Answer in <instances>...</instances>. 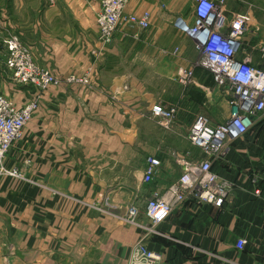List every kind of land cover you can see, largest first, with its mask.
<instances>
[{"label": "crops", "instance_id": "crops-1", "mask_svg": "<svg viewBox=\"0 0 264 264\" xmlns=\"http://www.w3.org/2000/svg\"><path fill=\"white\" fill-rule=\"evenodd\" d=\"M251 2L224 0V14L253 18ZM100 3L0 2L1 37L18 34L35 60L59 77L90 80L45 90L0 81V93L17 106L38 103L5 159L21 176H0V264H126L144 230L120 216L134 203L138 221L148 224L147 200L179 177L177 159L201 157L188 140L196 117L217 123L216 100L205 84L212 78L197 74L189 87L178 82L195 49L175 21L191 23L192 6L130 0L125 14L149 11L150 27L120 22L104 46L96 29ZM254 20L246 36L259 41L247 43L248 56L264 67L258 50L264 23ZM155 104L176 108L169 127L152 114ZM149 156L160 165L145 183ZM212 170L231 183L223 204L189 197L146 238L148 248L165 264H264V130H250L231 144Z\"/></svg>", "mask_w": 264, "mask_h": 264}, {"label": "built area", "instance_id": "built-area-1", "mask_svg": "<svg viewBox=\"0 0 264 264\" xmlns=\"http://www.w3.org/2000/svg\"><path fill=\"white\" fill-rule=\"evenodd\" d=\"M129 1L101 0L96 29L102 45L111 44L120 22L140 29L150 27L149 11L125 14ZM223 5L224 0H193L192 22L179 19L175 25L201 51L203 64L212 73L214 82L219 86H229L228 117L224 122L213 124L204 115L196 117L188 140L199 149L201 157L193 162L177 159L182 167L179 177L162 194L154 193L147 200L145 217L148 224L138 221L139 210L134 203L120 216L126 224L144 230V234L131 245L126 264H165L159 253L148 248L146 238L158 234L157 226L189 197L216 206L223 204L231 190V183L214 173L212 166L217 160L226 157L231 144L244 137L264 111V67L253 64L248 56L247 42L244 41L252 23L251 15L249 12H235L228 18ZM2 42L7 53L6 69L10 79L17 85H32L45 90L62 82H90L87 75L59 77L48 67L40 65L30 46L16 33L7 35ZM258 50L264 59V43L258 45ZM193 80L191 71H179L178 82L181 85L185 86ZM37 106L36 100L17 106L0 93V176H21L20 171L6 167L5 159L12 144L22 136ZM151 111L164 127H169L176 108L155 104ZM159 165L157 158H147L143 182L150 183L153 180ZM243 246L244 241L239 249Z\"/></svg>", "mask_w": 264, "mask_h": 264}, {"label": "rangeland", "instance_id": "rangeland-1", "mask_svg": "<svg viewBox=\"0 0 264 264\" xmlns=\"http://www.w3.org/2000/svg\"><path fill=\"white\" fill-rule=\"evenodd\" d=\"M45 1L49 5H52V4L55 3V0H45ZM251 1H253V0H249V2H251ZM254 1L255 2H251L252 3V5H251L252 9L250 7V9H251L250 13L253 12L252 15L254 16L253 18L251 17V22H252V24L256 25L257 23L254 20V18H255L256 20L261 21V23H264V0H254ZM0 2H1V0H0ZM183 5H186L187 8L192 6L191 9L193 10V0H183ZM89 12H92V9ZM179 19H182V18H178L177 20H179ZM251 26L252 25H250V27ZM10 32H12V31H10ZM10 32H7L6 35H3L2 37H1V34H0V81L1 82H9V83H11L13 85H17L15 82H13L10 79L9 73H8V71L6 69L7 53L5 51L6 49H5V47L3 45V42H2V40L7 35L11 34ZM244 41H246L250 45L251 44H256L259 41V37L256 38L255 35L254 36L250 35V37L246 36ZM262 43H264V41ZM247 47L248 46L246 45V48ZM194 49H195L194 53L190 50L191 56H193V58H191L192 59V61H191L192 63H190V65L188 67H186L185 70L191 71V74L193 75V77L196 76L197 74H199L200 77L202 76V77H205L206 79H208V77L212 78L213 84L210 85L211 89L209 90L210 91L209 92L210 93L209 96L212 97L213 101L216 100V102H215L216 103V105H215L216 106V108H215L216 111L213 110L214 113H215L214 116L218 119L217 123L224 122V121H226V119L228 117V113H226V111H229V105H228V102L230 100L229 86L228 85L219 86V85H217L214 82V78H213L212 73L203 64V55L201 54V51L198 50L195 46H194ZM261 59H263V58H261ZM203 81L204 80L201 79V82H203ZM191 83L190 82L187 83L184 87H189L190 85H192ZM204 93H205V91H204ZM221 112L222 113L225 112V114H222ZM254 129L264 130V111L261 114L259 120L256 123H254L253 127L250 130H254Z\"/></svg>", "mask_w": 264, "mask_h": 264}, {"label": "trees", "instance_id": "trees-1", "mask_svg": "<svg viewBox=\"0 0 264 264\" xmlns=\"http://www.w3.org/2000/svg\"><path fill=\"white\" fill-rule=\"evenodd\" d=\"M205 84H206V85H211L212 83H209V84H208V83H205Z\"/></svg>", "mask_w": 264, "mask_h": 264}]
</instances>
